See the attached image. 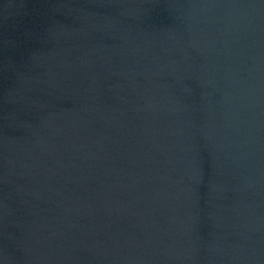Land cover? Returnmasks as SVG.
Instances as JSON below:
<instances>
[{
    "label": "water",
    "instance_id": "1",
    "mask_svg": "<svg viewBox=\"0 0 264 264\" xmlns=\"http://www.w3.org/2000/svg\"><path fill=\"white\" fill-rule=\"evenodd\" d=\"M0 264H264V0H0Z\"/></svg>",
    "mask_w": 264,
    "mask_h": 264
}]
</instances>
